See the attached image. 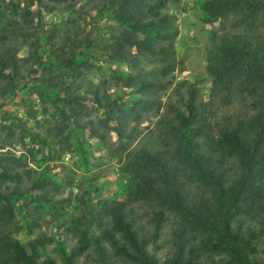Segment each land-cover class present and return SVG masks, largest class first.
<instances>
[{
    "label": "rangeland",
    "instance_id": "rangeland-1",
    "mask_svg": "<svg viewBox=\"0 0 264 264\" xmlns=\"http://www.w3.org/2000/svg\"><path fill=\"white\" fill-rule=\"evenodd\" d=\"M102 1L0 0V235L28 253L37 245L38 264H62L63 253L82 233L88 245L76 264H96L97 245L104 264H140L115 255L102 238L112 226L107 208L134 188L121 166L126 155L142 147L161 150V121L168 108L183 112L188 87L205 105L213 137L257 111L255 97L238 83L227 97L211 98L208 66L225 36L264 28L262 11L250 17L236 9L209 19L203 12L207 0H144L160 5L172 34L171 52L160 61L133 46L120 60L111 50L114 38L123 32L134 40L146 36L115 21ZM153 76L162 85L153 83L136 96V88ZM137 97L149 102L138 103ZM225 160L223 176L231 183L238 168L230 156ZM261 184L255 176L254 186ZM186 192L197 197L202 191L189 185ZM125 212L147 259L154 264L170 259L180 216L142 201ZM195 233L184 239L199 246ZM242 251L249 262L264 264V234L243 242ZM200 254L192 264H228L214 252Z\"/></svg>",
    "mask_w": 264,
    "mask_h": 264
},
{
    "label": "trees",
    "instance_id": "trees-1",
    "mask_svg": "<svg viewBox=\"0 0 264 264\" xmlns=\"http://www.w3.org/2000/svg\"><path fill=\"white\" fill-rule=\"evenodd\" d=\"M101 7L125 28L146 36L134 40L123 32L114 38L111 50L116 58L123 59L127 47L133 46L148 58L160 61L168 58L172 34L159 12V4L144 0H104ZM236 9H246L250 17L262 11L264 18V0H207L203 5L209 19L220 18ZM149 37L158 44H150ZM208 72L211 98L227 97L231 87L238 83L244 94L255 97L257 111L246 122L222 128L213 137L205 105L196 100L194 88L186 89L183 112L168 108L169 113L161 121L165 130L161 150L149 151L142 147L126 155L122 162L123 172L134 180V188L123 200L108 206L111 231L102 234L115 255L140 264H154L144 255L143 240L140 243L125 212L130 203L142 201L180 216L181 226L174 235L176 251L163 264H192L199 253L209 251L227 258L228 264H260L246 259L242 245L264 234V28L260 31L247 28L242 33L225 36L216 57L209 63ZM153 83L162 85L153 76L136 88L135 95L140 96ZM137 98L138 103L149 102ZM228 156L238 168L231 183L223 176L224 165L229 168L225 160ZM255 176L262 179L261 186H254ZM189 185L199 187L201 195H187ZM112 231L122 237L127 249ZM194 231L199 236V246L184 239ZM87 245L88 238L82 233L79 242L63 253L62 264H76ZM186 246L187 256L184 255ZM36 247L32 244L28 253L26 246L0 235V264H38L33 256ZM96 254V264H104V251L99 245ZM41 264L54 263L43 261Z\"/></svg>",
    "mask_w": 264,
    "mask_h": 264
}]
</instances>
